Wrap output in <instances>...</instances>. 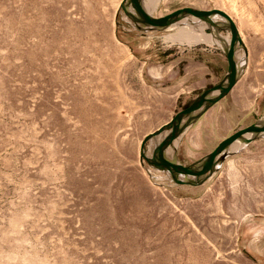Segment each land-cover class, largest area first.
<instances>
[{"label":"rangeland","instance_id":"1","mask_svg":"<svg viewBox=\"0 0 264 264\" xmlns=\"http://www.w3.org/2000/svg\"><path fill=\"white\" fill-rule=\"evenodd\" d=\"M121 2L0 0V264H264L263 219H244L264 216V135L242 152L239 142L204 191L151 176L141 142L173 113L139 81L144 58L168 52L167 85L184 84L177 112L206 87L188 83L187 60L207 54L174 40L182 23L140 31ZM185 6L264 12V0H161L153 15ZM262 84L244 82L253 97L227 103L230 133L264 117Z\"/></svg>","mask_w":264,"mask_h":264},{"label":"crops","instance_id":"2","mask_svg":"<svg viewBox=\"0 0 264 264\" xmlns=\"http://www.w3.org/2000/svg\"><path fill=\"white\" fill-rule=\"evenodd\" d=\"M226 12L235 21L246 47V53L243 50L239 53L240 56H242V54L245 55V59L243 62V69L240 74V78L238 82L232 88V90L220 101H218L216 104L208 108L195 122L191 123L186 128L184 133L180 136L181 138H179L177 140V143H175L176 146L175 157L180 163L184 165H191L197 162L198 160L202 159L204 156H206L211 151H213L223 139L233 134L229 132V130L232 129V123L234 118L233 100L234 99L238 100L239 98L244 99V98L253 97V95L250 93L251 91L250 89L242 90L244 89L243 87L244 82L247 83L251 82L252 84H256V85L263 83L262 89L259 92V96L256 97V102H255L256 112H258L259 109L261 108L260 99L262 97L264 98V77L262 76L263 70L262 68H260L261 66H263L261 64L264 61V59L257 58L255 55L256 53L261 52L262 50L264 51V40L262 41L260 38L259 39L256 38L257 35L264 34V12L261 14L257 12L256 15H252L251 17H249L250 13L241 14L237 16L236 14H232L228 11ZM261 15L263 16V18ZM237 18H239L240 21H238ZM202 43H204L205 46L200 47L198 50L205 51L207 56H203L201 59H197L195 57L192 58L191 60L189 59L187 60V63L185 65L186 75H190L191 78L193 76L195 79L190 80L189 77H184V79L182 80L183 82L190 80V82L188 83L195 84L196 85L195 87H197L198 85H206V87H203L201 91L211 88L215 84L221 82L225 78L228 70V60L222 49H220L218 45L214 43H210V44H207L209 42L207 43L202 42ZM153 54L156 53L152 52L150 55L144 58V65L149 64V66L147 67L148 74L146 77H142L139 81L144 85V89L145 88L149 89L151 92L154 93L151 97H149L152 99V104L154 106H158L163 109H165V107H169L167 109V112L173 113L174 116L178 111L182 110L179 109L177 112H173L171 108L176 104V102L180 98L183 97L184 84L182 85L180 81H175L176 85H173L172 87L167 85L171 79L168 72L169 54L168 52L164 51L161 54V59L159 61L158 59H153ZM212 55H214V57ZM209 57H213V58H209ZM212 61L216 63L213 64ZM225 65L227 69L224 75L222 76V78H220L219 80L215 79L217 78V76L213 73L212 69L223 68ZM173 67H176L175 63H173ZM248 75H250L251 77H247ZM211 81H213V83L209 87H207V84L210 83ZM152 83H154L155 85H152ZM164 84L166 85L163 86ZM157 85H159V87ZM256 87L258 88L259 86L257 85ZM171 88L174 90H171ZM197 95H195L194 99L196 98ZM230 99L233 100H232V106H230L229 108V106H227V103L229 104ZM222 104L224 105L225 108H224V112H222L220 116H223V123H224L223 129L225 131L219 132V135L217 136L212 130L214 129V125L215 124L217 125V123L219 122L218 110H220ZM240 108H243L242 104H240ZM249 108L250 107H247L246 109L249 110ZM173 116L168 119H165L161 125L170 121L173 118ZM221 122H222V118H221ZM217 138L219 139L217 140ZM258 139L259 138H256L250 143L246 144L244 147L240 149L239 152H242L245 149H249V147H251L254 143H256ZM232 156H234V151H232V153L225 159V161L221 164L217 172H215L212 175V177H210L206 182L199 185L173 184L166 178L165 173L158 172L152 168H150V171L154 174L155 176L154 178H159L163 181L162 185L171 187L172 189H175L183 194H194L198 191H204L208 183H210L216 176H218L220 173L223 172L224 167H226V164L229 163V160ZM263 217H264L263 215L255 214L253 216H245L244 219H249V221L263 219L264 221ZM263 221L261 222L260 225L262 227H264Z\"/></svg>","mask_w":264,"mask_h":264},{"label":"water","instance_id":"3","mask_svg":"<svg viewBox=\"0 0 264 264\" xmlns=\"http://www.w3.org/2000/svg\"><path fill=\"white\" fill-rule=\"evenodd\" d=\"M131 7L135 12L130 9ZM121 8L140 31L165 30L181 23L184 19L194 16L199 21L207 22L209 25L216 27L220 34L221 31H225L230 37L228 47L215 43L222 49L228 60V70L225 78L211 88L201 91L187 107L178 111L170 121L147 134L141 142V161L147 163L148 170L153 177L155 176L150 168L165 173L166 178L173 184H202L217 172L232 151L237 150L230 149L233 143L239 141L246 145L264 135V118L262 117L261 120L241 128L223 139L213 151L191 165H184L175 157V141L180 138L191 123L195 122L208 108L225 97L238 82L245 59V55L240 56L239 53L242 50L246 53V47L239 29L233 18L220 8L204 10L185 6L164 16H154L146 12L142 0H122ZM216 16L218 18H215ZM209 28L212 29V27ZM159 135H163V137L161 140H156L150 153L152 142ZM169 149H171V154H168Z\"/></svg>","mask_w":264,"mask_h":264},{"label":"bare ground","instance_id":"4","mask_svg":"<svg viewBox=\"0 0 264 264\" xmlns=\"http://www.w3.org/2000/svg\"><path fill=\"white\" fill-rule=\"evenodd\" d=\"M160 2H161V0H142L144 10L150 14L154 13V10L159 6ZM134 12H135V10H134ZM215 18H218V16H216ZM181 23L183 24V26L180 25L182 27L179 26L180 30L178 31V34H176L175 37L173 36L174 40H179V41H181V43L183 41H185V42L187 41L188 43H193V42H201V43L206 42L207 43V42H209L207 44L217 43L223 47H228V45L230 43L229 35H227L226 37L222 36L218 32L216 27H214L213 25H209L207 22L199 21L194 16L190 17L189 19H184V21H182ZM181 23H178V24H181ZM173 26H175V25H173ZM173 26H171V27H173ZM171 27H169V28H171ZM206 27H212L213 35H211L210 33H208L206 31ZM177 30H178V28H177ZM174 42H176V41H174ZM263 122H264V120H263ZM247 136H249V135H247ZM162 137H163V135H159L152 142V149H153V146H154L156 140L157 141L161 140ZM175 143H177V140L175 141ZM238 143H239V141L233 143L230 149H232V150L238 149L240 147V145H238ZM242 147H244V146L242 145ZM168 154H171V149L168 150Z\"/></svg>","mask_w":264,"mask_h":264}]
</instances>
